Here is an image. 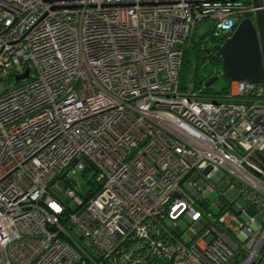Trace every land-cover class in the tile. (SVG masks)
Listing matches in <instances>:
<instances>
[{"label":"built area","instance_id":"built-area-1","mask_svg":"<svg viewBox=\"0 0 264 264\" xmlns=\"http://www.w3.org/2000/svg\"><path fill=\"white\" fill-rule=\"evenodd\" d=\"M257 8L0 0V264H264V85L179 80Z\"/></svg>","mask_w":264,"mask_h":264},{"label":"water","instance_id":"water-1","mask_svg":"<svg viewBox=\"0 0 264 264\" xmlns=\"http://www.w3.org/2000/svg\"><path fill=\"white\" fill-rule=\"evenodd\" d=\"M224 1V0H212ZM259 7L254 20L242 19L234 31L218 46L217 56L221 59L222 73L230 80H244L264 85V11L261 0H252ZM27 70L16 78H23ZM217 80L212 75L205 81L211 86ZM255 160L264 168V155L256 153Z\"/></svg>","mask_w":264,"mask_h":264},{"label":"rangeland","instance_id":"rangeland-1","mask_svg":"<svg viewBox=\"0 0 264 264\" xmlns=\"http://www.w3.org/2000/svg\"><path fill=\"white\" fill-rule=\"evenodd\" d=\"M212 26V21L210 19L202 20L195 29L193 34V40H200L201 46L211 45L212 41L209 40V31ZM217 75V80L211 84L208 94L211 95L215 92H219L222 88L227 85V81L223 77L221 70V65H219L215 60H197V53L191 48L189 50V62L185 69L182 70V85L185 89L190 90L194 87V82L206 81L208 77L212 75ZM12 82V81H10ZM4 83L0 82V90L3 89ZM217 197L216 192L208 193V198L210 200ZM224 197L231 201L235 200L237 203L242 204V199L238 196V191L235 187H230L224 192ZM243 205V204H242ZM212 210H217V207L210 206ZM180 227L183 229L186 227L184 222H181Z\"/></svg>","mask_w":264,"mask_h":264},{"label":"trees","instance_id":"trees-1","mask_svg":"<svg viewBox=\"0 0 264 264\" xmlns=\"http://www.w3.org/2000/svg\"><path fill=\"white\" fill-rule=\"evenodd\" d=\"M209 35V34H208ZM226 38L224 34H220L216 37L210 36L209 40L211 39L212 43L211 45L201 46L200 40L194 41L193 35L189 38L187 41V46L184 49L183 58H182V65L179 71V80H180V87L184 88L182 85V70L186 68L189 62V50L192 48L197 53V60H215L219 65H221V59L219 56H217L216 52L218 49L219 44ZM223 77L227 81V85L222 88L220 91H226L228 84L230 82V79H228L224 74ZM210 78V77H208ZM205 79H202V81L194 82V87H197L202 82H204ZM210 87H207L204 92L206 91L208 93Z\"/></svg>","mask_w":264,"mask_h":264}]
</instances>
